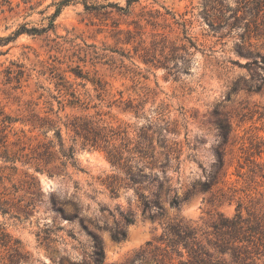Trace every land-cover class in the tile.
<instances>
[{
    "label": "rangeland",
    "instance_id": "1",
    "mask_svg": "<svg viewBox=\"0 0 264 264\" xmlns=\"http://www.w3.org/2000/svg\"><path fill=\"white\" fill-rule=\"evenodd\" d=\"M58 1L0 0V39L20 25H48ZM87 1L89 7L73 0L62 8L54 30L0 40V156L8 148L21 160L0 157V225L23 248L17 264H96L99 250L102 264H156L164 255L178 264L161 240L165 226L177 221L198 231L215 262L264 264L259 235L243 243L248 255L242 250L243 260H235L230 228L214 227L240 213L252 223L260 219L264 229V177L251 171L250 160L264 165V3L258 13L249 9L255 0ZM140 102L138 118L130 106ZM50 108L65 148L75 146L76 165L60 164L54 131L31 133L20 121ZM97 112L131 138L150 128L159 152L160 140L176 142L180 168L171 163L164 174L155 167L127 184L103 150L83 147L63 127L65 115ZM52 142L43 173L23 164L20 154L37 155ZM205 182L216 183L202 191ZM188 192L179 207L171 205ZM143 200L150 203L147 215L159 208L163 215L144 217ZM119 231L125 237L116 241ZM148 243L155 251L145 254ZM6 254L0 247V264H9Z\"/></svg>",
    "mask_w": 264,
    "mask_h": 264
},
{
    "label": "trees",
    "instance_id": "2",
    "mask_svg": "<svg viewBox=\"0 0 264 264\" xmlns=\"http://www.w3.org/2000/svg\"><path fill=\"white\" fill-rule=\"evenodd\" d=\"M6 3H11V0H5ZM73 0H59L56 2L58 4L57 9L53 14H51L50 21L48 25L42 27H31L28 28L26 24L20 25L16 30H14L9 36L5 38H1L0 40L11 41L15 38L19 37L21 34L27 33L31 35H41L43 33H47L49 30L55 29V20L57 16L62 11V8L72 3ZM84 5L89 7L87 0H83ZM127 5L130 6L134 2H138L139 0H126ZM220 1V0H216ZM264 0H255V4L250 9L257 11L258 13L263 9L260 8ZM113 5V3H110ZM99 6V5H97ZM264 6V4H263ZM252 9V10H251ZM213 25V24H212ZM264 61V58H263ZM77 76L81 78H85L82 74L75 72ZM92 83L95 85L94 80ZM62 85V83H59ZM64 86V85H63ZM237 88V84L233 86V90ZM256 91L262 90V85L255 86ZM75 97V94H72ZM80 100V99H79ZM79 100H75V103H78ZM61 103V101H59ZM38 105V104H36ZM134 112L136 117H140L141 110L143 109L142 103H138L136 105L130 106ZM163 108V107H162ZM61 111H64V108H60ZM59 110V111H60ZM52 108L48 111L46 115H42L39 112H33L32 115L26 119H20L21 123L24 126H29V132L33 133L35 131L42 132L43 134H47L50 131L55 132V137L58 139V145L60 146V156L65 160H61L60 164L62 166H66L67 162H71L73 165H76V157H75V146L72 145L69 149H66L64 146V140L62 136V127L58 126V121L51 117ZM59 111L55 112L58 120L61 121ZM162 113V111L160 112ZM66 120L62 121L63 127L66 131L72 134V139L77 142L80 141L83 147H91L94 149L103 150L106 153L107 159L109 162L118 170H121L126 179L129 181L127 184H137L141 179L147 178L150 174L154 173L155 167H159V171L166 173L167 168L173 167L172 164H177L176 169L180 168L179 163V150L175 145L177 143L169 144L166 140H160V146L163 148L161 152L157 150V146L154 143V138L149 134L148 130L145 127H141L139 132H137L136 138H131L128 136L129 132L127 128L123 129L121 125H114L111 122L106 121L100 112H97L96 115H75L69 116L65 115ZM17 121V120H15ZM9 125H6V128L9 127L12 121H9ZM169 125V123H167ZM222 129L225 130V126L222 125ZM147 130V131H146ZM21 132L25 131L22 129ZM226 134V132H225ZM14 135H17V131L14 132ZM8 135L6 134L3 137L2 143L7 142ZM51 142V141H50ZM5 145V144H4ZM53 146V142L51 143H43L40 145L42 150L39 151L37 155H31L29 153L20 154V157H25L23 160V164L29 165L34 168L35 172L43 173L46 169L42 166H47L48 163L51 162L50 158H52L53 152L49 150L50 147ZM260 147V145H258ZM24 151V147L19 148V152ZM262 150H259L257 155L261 156ZM6 159V161H11L15 164L17 161H21L19 157L15 154V156H10L8 153V148L5 149V152L2 156ZM252 157H254V153H252ZM60 160V158H57ZM253 163V167L251 171L256 172V168L262 171L261 175L264 177V165H261L260 162H257L256 158L250 159ZM221 168L224 166L223 158L220 160ZM13 170H17L18 167L12 166ZM150 169V172H145L146 169ZM49 176L52 174L47 171ZM158 173L155 172V177L153 180L158 178ZM32 179H34L33 175L28 174ZM217 182V181H216ZM216 182H205L201 186L202 191H211L212 186ZM113 187V191L117 189L116 184H111ZM116 193V191H114ZM190 198V192L185 194L182 199L178 196H174L171 200V205L175 207H179L181 200L186 201ZM143 215L151 220H155L156 216H162L161 208L157 213H149L147 215V210L150 208V203L148 200H143ZM6 212V210H3ZM147 215V216H146ZM127 223H133L134 218L131 215H127L125 217ZM263 224L260 219L255 218L254 222L250 221L249 218H243V216L238 213L231 220L222 221L214 224V227L217 230L223 231L224 227H229V232L231 235V239L233 242L232 246V256L233 258L238 260H243L242 256H240L241 251L244 250L246 255H248V249L244 242H255V237L260 239L262 242L264 239V229ZM125 237V233L123 231L116 232L113 235V238L116 241H119ZM162 243L165 244V250L169 248L172 252H176L180 257L178 264H221L217 261H213V254H209L205 249V246L202 243V238L198 234V231L190 226L189 224L183 221L171 222L168 223L165 228L163 235L161 237ZM212 245L211 242H209ZM0 247H5L7 250L6 256H8L9 264H17L19 261L23 259V251L20 242L17 240H13L12 237L4 230V228L0 225ZM219 248V253H224V248L221 246H216ZM155 249L152 248V243H148V247L144 249L145 254L153 253ZM185 252L187 253V258H185ZM244 253V252H243ZM98 258L96 260V264L103 263V251L99 250ZM248 257V256H246ZM174 258L171 256L164 255L161 260H159L156 264H175ZM245 264V262H243Z\"/></svg>",
    "mask_w": 264,
    "mask_h": 264
}]
</instances>
